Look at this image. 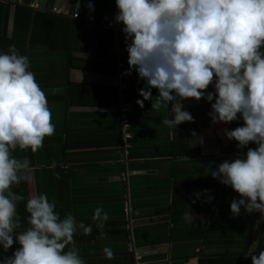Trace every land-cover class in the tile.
Wrapping results in <instances>:
<instances>
[{"label": "crops", "instance_id": "1", "mask_svg": "<svg viewBox=\"0 0 264 264\" xmlns=\"http://www.w3.org/2000/svg\"><path fill=\"white\" fill-rule=\"evenodd\" d=\"M20 1L13 6L0 0V51L14 44L29 57L55 131L35 153L13 151L30 161L27 180L13 191L25 198L43 192L61 218L71 214L92 225L90 234H74L84 264H251L248 254L264 248V220L243 208L232 216L229 202L238 194L208 173L235 157L236 142L225 139L222 129L242 121L212 124L211 102L187 99L183 108L193 121L175 130L161 122L171 118V106L156 110L145 100L140 108L135 101L143 99L138 89L144 82L134 70L123 75V34L106 27L117 12L115 0H91V13L88 0ZM122 105L131 108L127 142ZM194 192H201L198 199ZM208 196L214 198L205 202ZM96 207L107 213L101 230L91 219ZM190 208L192 221L183 218ZM16 210L22 230L24 201ZM15 247L0 254L11 255Z\"/></svg>", "mask_w": 264, "mask_h": 264}, {"label": "clouds", "instance_id": "2", "mask_svg": "<svg viewBox=\"0 0 264 264\" xmlns=\"http://www.w3.org/2000/svg\"><path fill=\"white\" fill-rule=\"evenodd\" d=\"M85 7L94 11L91 0ZM115 8L113 19L121 25L127 52L123 75L134 70L144 82L138 89L143 99L135 101L140 108L145 100L156 110L171 106V118L161 122L175 130L193 121L183 108L187 99L211 102L207 115L212 124L242 121L222 129L225 139L236 142L235 157L208 173L238 194L229 202L232 216L243 208L264 220V0H115ZM54 131L29 57L10 44L0 51V253L14 243L17 247L11 255L0 254V264H84L74 234L79 229L88 235L92 225L71 214L61 218L43 192L25 198L13 191L30 170L29 159H19L13 151L35 153ZM201 192L192 195L198 199ZM20 201L27 213L22 230L16 210ZM192 215L191 209L183 218L192 221ZM91 219L101 230L107 213L96 207ZM104 252L111 258L110 249ZM248 255L251 264H264V248Z\"/></svg>", "mask_w": 264, "mask_h": 264}, {"label": "built area", "instance_id": "3", "mask_svg": "<svg viewBox=\"0 0 264 264\" xmlns=\"http://www.w3.org/2000/svg\"><path fill=\"white\" fill-rule=\"evenodd\" d=\"M4 2L6 3H10L13 6H17V5H21L22 2L20 0H4ZM57 13H60V11H58ZM75 19L79 18L78 14H74L73 16ZM90 22H94V19H90ZM107 29L113 30V31H120L121 25L115 23L114 20H111L108 24H107ZM117 85H120L119 82H116ZM122 88H124V86H121ZM130 113H131V108L128 105H122V107L120 108V128H121V132H122V136H123V140L125 142L129 141L132 138V134L130 132V128H131V123H130ZM136 264H140V263H136Z\"/></svg>", "mask_w": 264, "mask_h": 264}]
</instances>
